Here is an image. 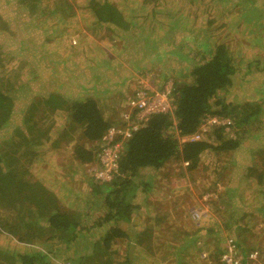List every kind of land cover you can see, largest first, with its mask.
I'll use <instances>...</instances> for the list:
<instances>
[{"label":"rangeland","instance_id":"374dc122","mask_svg":"<svg viewBox=\"0 0 264 264\" xmlns=\"http://www.w3.org/2000/svg\"><path fill=\"white\" fill-rule=\"evenodd\" d=\"M217 1L239 13L236 29L230 28L228 38L245 39L243 44L249 47H240V51L249 55L254 50L255 54L264 50V0ZM85 2L0 0V90L13 101L10 126L0 132V152L8 157L16 153L4 163L3 171H11L23 181L40 182L55 194L64 209L91 224L104 213L103 198L93 192L90 165L78 164L73 155V148L81 142L88 147L85 140H80L81 127L72 125L64 111L47 112L51 116L45 126L67 134H54V142L42 137L37 140L40 146L33 149L36 157L25 159L28 147L22 145L20 135L25 134L22 118L27 109L51 95L67 103L92 98L103 115L111 117L115 114L113 108L125 107L127 98L139 86L159 89L184 81L182 74L207 56L208 39L203 33L192 35L174 23L158 37L138 28L137 23L127 30L108 24L96 26L85 20L89 17ZM127 2L139 8L137 2L141 0ZM189 11L187 7L185 12ZM94 53L96 57L91 60ZM259 76H247L249 85L236 95L233 91L228 93L227 101L241 106L251 98L264 100V75L258 80ZM40 115L36 111L34 124ZM214 128L199 129V139ZM223 131L227 138L240 139L246 151L239 145L216 157L206 152L192 169L169 161L158 171L141 170L133 200L139 210L131 224L124 225L134 264H210L208 256H213L218 247L225 249L219 239L229 233L245 237V247L263 250L258 264H264V118L260 125L247 124L238 135L235 129ZM21 195L18 188L5 198L0 195V224L8 227L3 230L0 225V231L13 240L0 239V247L11 252L21 244H30L35 250L47 252L50 246L51 253L56 252L61 246L47 238L53 236L51 232L40 230L37 224L23 228L27 220H35L37 215L27 211L26 204L14 206L12 198ZM258 209L262 211L259 213ZM235 220L250 228L261 225L263 231L255 235L252 231L228 228ZM146 229L156 245L154 258L145 247L133 248L136 236ZM209 229L213 232L209 233ZM29 232L41 239L31 242ZM17 237L23 239L19 245ZM116 246L118 254L113 261L119 264L125 256V240Z\"/></svg>","mask_w":264,"mask_h":264},{"label":"trees","instance_id":"16d2710c","mask_svg":"<svg viewBox=\"0 0 264 264\" xmlns=\"http://www.w3.org/2000/svg\"><path fill=\"white\" fill-rule=\"evenodd\" d=\"M137 4L139 8L127 0H87L84 3V10L88 12L89 17L85 20L96 26L108 24L123 30L137 23L138 28L148 31L155 37L167 31L174 23L179 27L187 28L192 35L203 33L208 39L207 56L194 63L189 72L182 74L184 81L172 84L171 112L149 115L146 121L139 123V128L124 142L117 176L107 184H98L91 178L95 182L93 192L96 196H102L101 203L104 209V213L91 224L83 222L64 209L55 194L40 182L23 181L21 178L17 179L11 171H3L4 163L16 153L8 157L0 152V195L5 198L18 188L22 195L12 198L14 206L26 204L27 211L37 215L35 220H27L23 228L37 224L40 230L53 234L52 237H47L49 240L61 246L56 252L51 253L50 246L47 252H42L28 246L30 244L22 245L23 239L17 237L16 243L21 244L18 249L9 252L0 247V264H61L63 262L114 264L113 257L118 254L116 245L123 240L126 242L125 256L119 264H134V259L130 260L128 253L131 240L124 225H130L132 217L137 216L139 210V206L135 205L133 200L139 189L141 170L158 171L169 161L186 163L187 168L192 169L206 152H211L216 157L220 153L236 150L241 140L227 138L224 129L219 126L211 132L204 133V136L202 135L197 141H185L186 137L198 132L207 118L230 119L229 132L235 129L236 135L247 124L260 125L264 118V100L253 98L252 101L241 106L227 101V94L232 91L233 80L242 70L241 67L246 70L253 67L258 73L264 72L263 49H259L256 54L248 55L240 51V47L248 46L243 44L244 38L241 40L228 38L230 28L236 29L238 24L236 17L239 13H234L232 7L222 6L217 0H141ZM187 7L190 9L189 12H185ZM256 43L258 44V38ZM95 57L94 53L91 60ZM250 73L251 71H247L245 75ZM121 108L119 110L118 106L114 107L115 114L106 117L92 98L67 103L51 95L42 102H35L22 118V129L25 134L24 137L20 135V141L23 146L28 147L24 151L25 159L36 157L34 150L40 146L37 140L46 137L47 141L49 139L54 142L56 139L53 135L56 133L61 135L59 133L62 130L58 132L52 130L53 126L47 127L44 122L51 116L47 112L64 111L72 125L81 127L80 140H85L88 145L86 147L84 142H81L73 148L75 160L80 165L95 164L101 150L102 137L110 127L123 122L122 112L125 111V107ZM12 110L11 97L0 90V132L10 126ZM36 111H40L41 115L34 124L32 119ZM134 115L133 112L131 118H135ZM258 127L261 128V126ZM66 134L64 131L61 136ZM61 136L58 138L60 139ZM25 172L31 176L27 168ZM145 188L146 184L142 186L143 190ZM258 210L259 213L262 211ZM0 225L3 230L8 229L6 224ZM260 226L255 224L250 228L247 225H240L239 220H235L228 228L252 231L255 235H259L263 231ZM225 227L227 229V226ZM8 232L17 236L15 231L8 230ZM212 232L213 229H209V233ZM28 235L31 242L41 239L31 232ZM6 237L9 242L13 241L10 240V236L0 231V239ZM219 240L224 243L225 249L230 240V245L235 247L236 252L243 257L251 252L259 257L263 255V250L245 247L247 242L245 237L243 239L229 233L220 237ZM152 242L150 230L146 229L136 236L133 248L140 250L145 247L146 253L154 258L157 249L154 250L156 245ZM217 249L213 256L211 254L208 256L212 260L210 264L220 263L219 257L225 249L221 250L219 247ZM61 252L64 253L61 254ZM246 263L243 260L242 264Z\"/></svg>","mask_w":264,"mask_h":264},{"label":"built area","instance_id":"2783aa9c","mask_svg":"<svg viewBox=\"0 0 264 264\" xmlns=\"http://www.w3.org/2000/svg\"><path fill=\"white\" fill-rule=\"evenodd\" d=\"M171 87L164 85L159 89H149V87L139 86L131 93L125 102V111L122 112L123 122L117 126L110 127L101 139L100 153L97 162L88 167L90 177L98 184L109 183L118 173V163L122 155L124 142L129 139L139 127V123L146 121L151 114H168L171 112ZM134 112V117L131 118ZM231 125L230 119H218L216 117L207 118L200 126V130H206V127H222L229 131ZM199 140V131L185 138V141ZM198 216L197 212L193 213ZM235 247L228 246L219 257V264H258L260 257L256 253H248L245 257L237 253ZM234 251V253H233ZM244 258V259H243ZM61 264H71L63 262Z\"/></svg>","mask_w":264,"mask_h":264},{"label":"crops","instance_id":"0c3cea01","mask_svg":"<svg viewBox=\"0 0 264 264\" xmlns=\"http://www.w3.org/2000/svg\"><path fill=\"white\" fill-rule=\"evenodd\" d=\"M258 50V49H257ZM255 50L251 53V54H255ZM244 53V52H242ZM241 71L236 75L235 80H233V87H232V91L233 93L236 95L238 93V90L240 89H244L247 85H249V79L247 78V76H256V75H260L258 77V80L261 78L262 73L264 75V72L258 73L253 67H250L246 70V68L241 67ZM247 71H251V73L249 75H245V73H247ZM245 75V76H244ZM254 80V79H253ZM261 85H258V88H260ZM231 91V93H232ZM253 98H251L250 101H252ZM257 100V99H256ZM241 149L243 151L245 150V144H241L240 145Z\"/></svg>","mask_w":264,"mask_h":264},{"label":"clouds","instance_id":"9594fccd","mask_svg":"<svg viewBox=\"0 0 264 264\" xmlns=\"http://www.w3.org/2000/svg\"><path fill=\"white\" fill-rule=\"evenodd\" d=\"M200 129V128H199ZM183 164H186V163H183Z\"/></svg>","mask_w":264,"mask_h":264}]
</instances>
